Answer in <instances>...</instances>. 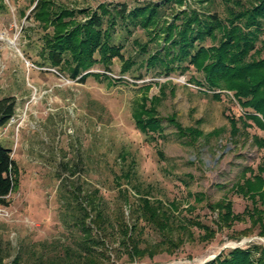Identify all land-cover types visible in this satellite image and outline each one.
<instances>
[{
	"label": "rangeland",
	"instance_id": "1",
	"mask_svg": "<svg viewBox=\"0 0 264 264\" xmlns=\"http://www.w3.org/2000/svg\"><path fill=\"white\" fill-rule=\"evenodd\" d=\"M52 2L58 10L75 11L74 21L80 24L96 12L109 32V43L120 47L123 59L113 57L92 65L81 74H87L82 82L71 79L69 70L49 66L46 54H41L47 30L30 17L31 0H0V98L11 96L16 103L12 123L0 129V144L11 149L18 180L6 198L8 216L0 218V247L13 254L20 244L30 251L43 242H65L69 230L61 221L60 206H74L75 195L81 199L94 191L107 212L121 201L119 193L127 192L134 202L138 191L152 200L174 202L176 216L198 220L214 230L216 215L206 208L207 202L227 197L235 214L248 207L249 200L230 188L244 167L256 169L263 153L250 138L236 142L230 138L227 116L242 113L238 103L227 91H219L220 100L212 99L211 91L194 83L203 82L200 73L171 64L164 56L163 33L157 30L167 23L180 25L181 10H193L200 18L216 14L222 20L226 18L223 0H184L182 6L163 5V0ZM150 4L161 11L156 28L146 30L114 15L122 6L128 13ZM101 7L114 15L112 20ZM48 32L52 33L51 27ZM263 39L264 30L256 42L258 58L264 57ZM215 44L206 39L205 46ZM157 53L170 71L148 64ZM94 56L99 59L96 52ZM155 97L161 131L152 135L137 128L134 113L143 98L148 107ZM171 115L182 128L197 126L203 134L217 129L219 135L191 143L177 134L169 122ZM248 132L264 139V130L256 126ZM189 205L194 209L186 211ZM123 206L128 215V205ZM132 220L128 218L129 223ZM248 227V221L235 223L215 232L209 241L203 230L193 227L192 236L171 255L161 253L129 263L112 254L109 264H204L227 249L264 247V236L257 234V228L237 240L230 238ZM142 236L151 243L160 241V235L147 228Z\"/></svg>",
	"mask_w": 264,
	"mask_h": 264
},
{
	"label": "trees",
	"instance_id": "2",
	"mask_svg": "<svg viewBox=\"0 0 264 264\" xmlns=\"http://www.w3.org/2000/svg\"><path fill=\"white\" fill-rule=\"evenodd\" d=\"M208 1L197 0L198 3ZM223 2L226 18L222 20L216 14L200 18L193 10H181L180 25L167 23L157 30L163 33V40L167 44L163 48L164 56L169 57L171 64L177 63L178 67L185 65V68L200 73L203 82L194 83L211 91L212 95L209 96L212 99L220 100L219 91H227L238 103L242 113L238 117L227 116L230 138L234 142L240 138H250L256 149L263 153L256 169L244 167L230 188L232 193L248 199L249 206L235 214L227 197L207 202L206 208L216 215L212 222L214 230L198 220L179 218L175 215L178 206L174 202L152 200L148 193L139 194L136 191L137 199L134 202L130 201L127 192L119 193L121 201L110 212L105 211L103 199L95 194L97 191L84 194L81 199L75 195L76 205H62L59 210L61 221L69 230L65 242H43L30 251L20 244L13 254L8 248L3 250L0 247V264L6 259H10L8 264H109L112 254L116 259L125 257L130 263L161 253L173 254L187 236H192L193 227L203 230L205 241H209L215 232L230 229L235 223L244 221H248L250 227L230 235L231 239L237 240L254 228L258 229L259 236H264V139L250 136L248 132L253 126L264 130V57L258 58L260 50L256 48V42L264 30V0ZM170 3L182 6L184 0H163L162 4ZM31 4L30 17L43 30H47L42 35L41 54H46L49 66L65 67L70 71L71 79L77 78L82 82L87 74H81L92 65L107 62L113 57L123 59L120 47L109 43V32L103 28L102 18L96 12L80 24L74 21L75 11L58 10L52 0H31ZM101 11L111 20L118 15L146 30L151 26L156 28L157 20L162 17L160 8L155 4L137 6L128 13L122 6L114 15L104 7H101ZM50 27L52 33L48 32ZM206 39L216 44L205 46ZM261 44L264 45V39ZM95 52L99 59L95 58ZM159 57L160 53L150 56L148 64H159L170 71L168 64ZM158 100L156 97L151 99L147 107V98H143L139 110L134 113L136 126L144 133L153 135L161 131L160 121L156 117ZM15 108L13 97L0 98V128L5 127L14 116ZM169 122L176 126L180 137L188 138L191 143L201 137L208 140L219 135L217 129L203 134L197 126L182 128L174 121L173 115L169 117ZM159 155L163 156L161 152ZM17 182V168L11 157V149L0 144V205H8L4 197L17 188ZM195 200L199 201L200 198ZM125 204L128 205L129 217L125 213ZM191 209L194 208L189 205L186 211ZM128 218L133 220L129 223ZM144 228L159 234L160 241L151 243L144 239ZM6 246H9L8 243ZM204 264H264V247L252 245L245 249H227Z\"/></svg>",
	"mask_w": 264,
	"mask_h": 264
},
{
	"label": "built area",
	"instance_id": "3",
	"mask_svg": "<svg viewBox=\"0 0 264 264\" xmlns=\"http://www.w3.org/2000/svg\"><path fill=\"white\" fill-rule=\"evenodd\" d=\"M12 121H13V117H11V119L8 121V122H10V123H12ZM4 128V127H3ZM3 128H0V129H3ZM11 192H9L4 198L6 199L8 196H9V194H10ZM8 209H7V206H5V205H0V218L2 217V218H4V217H7L8 216Z\"/></svg>",
	"mask_w": 264,
	"mask_h": 264
}]
</instances>
